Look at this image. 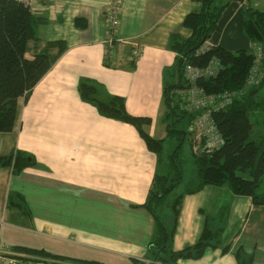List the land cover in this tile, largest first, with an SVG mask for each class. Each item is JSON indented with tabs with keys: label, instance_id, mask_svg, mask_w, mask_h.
I'll return each mask as SVG.
<instances>
[{
	"label": "crops",
	"instance_id": "obj_1",
	"mask_svg": "<svg viewBox=\"0 0 264 264\" xmlns=\"http://www.w3.org/2000/svg\"><path fill=\"white\" fill-rule=\"evenodd\" d=\"M116 2L120 21L107 59L109 24L104 14ZM33 4L32 14L45 19L36 30L38 50L57 40L66 47L27 99L18 98L12 130L0 132V158L17 151L34 158L17 174L12 166L0 165L1 228L15 227L7 222L20 219L32 228L26 230L46 238L41 247L12 246L104 264H148L156 222L142 204L155 183L158 157L133 125L101 116L82 101L77 86L88 78L100 83L105 93L122 96L130 114L151 119L144 131L165 140L164 74L176 55L170 48L171 35L191 34L182 22L201 4L193 0H33ZM242 4L264 9V0ZM29 48L27 57L35 52L32 42ZM134 49L139 51L135 59ZM11 195L20 196L23 208L8 205ZM220 208L228 209L221 246L178 264H238L234 252L239 247L253 255V264H264V205L233 194L227 185H206L183 197L173 249L193 244L204 216H215ZM163 210L160 220L170 228L172 213L169 207ZM41 259L50 260L33 257Z\"/></svg>",
	"mask_w": 264,
	"mask_h": 264
},
{
	"label": "trees",
	"instance_id": "obj_2",
	"mask_svg": "<svg viewBox=\"0 0 264 264\" xmlns=\"http://www.w3.org/2000/svg\"><path fill=\"white\" fill-rule=\"evenodd\" d=\"M201 4L198 12H190L183 19V26L191 34L183 38L171 35V50L176 53L174 63L177 68V88L187 87L183 80L187 65L205 68L217 61L219 69L215 76L199 78L196 84L207 94L239 91L232 103L225 108L212 111L211 116L223 140L216 149L206 152L198 148L192 150L196 182L175 195L168 204L172 213L171 227H166L155 209L172 193L182 181L179 165H176L175 153L171 162L176 168L172 176H155V183L142 206L147 208L156 222V231L148 245V258L153 264H178L183 259H198L208 249L218 248L228 217V209L220 208L215 216H204L203 227L197 240L180 250H174L172 241L183 197L200 191L206 185H227L235 195L248 196L255 205H264V58L257 66L259 80L246 85L247 77L254 65L253 45L259 44L264 51V9L243 5V0H227L217 5L216 0H193ZM45 22L44 18L32 14L30 8L19 0H0V132L11 131L16 117L17 100L27 99L36 83L47 73L66 44L61 41L48 42L38 50L37 27ZM206 40L210 48L199 52ZM35 52L27 57L29 43ZM57 51L51 53L50 49ZM105 63L107 62L104 60ZM172 87V86H170ZM164 87L166 111L164 115L166 135L178 133L172 129L174 123L168 121L172 115L190 120L195 114L182 109L180 102L170 104L168 89ZM102 85L88 78L79 81L77 89L82 101L91 104L104 117L116 119L133 125L147 148L157 157L162 149L163 139H155L144 131L151 123L147 116H134L125 107L122 96L107 94ZM255 118L260 129L254 135ZM184 134V132H183ZM201 141L198 147H201ZM193 147V143H191ZM159 160V158H158ZM34 163L31 154L17 151L15 154L0 158V165L12 166L17 174ZM9 206L23 208L20 196L9 197ZM14 250L29 255L30 258L44 256L60 264H104L95 260H81L63 255H55L44 249L25 246H13ZM228 246L223 247L226 251ZM234 256L238 264H253V255L237 248ZM38 261V260H36ZM144 264V263H138Z\"/></svg>",
	"mask_w": 264,
	"mask_h": 264
},
{
	"label": "built area",
	"instance_id": "obj_3",
	"mask_svg": "<svg viewBox=\"0 0 264 264\" xmlns=\"http://www.w3.org/2000/svg\"><path fill=\"white\" fill-rule=\"evenodd\" d=\"M28 6L31 12L34 10L33 0H19ZM121 8L118 2L110 5L105 11V18L108 22V29L105 40L106 58L109 59V54L113 51V44L115 39L113 38L116 28L120 21ZM207 45L202 46L199 52L211 47L212 43H206ZM139 54L137 49L132 52L133 59ZM253 54L255 56L254 65L247 77L246 85L251 86L255 84L259 77L257 76V66L259 65L262 58H264V51L259 44L253 45ZM219 69L217 61H212L205 68H195L187 65L184 70L185 81L187 87L179 90V95L182 97L181 107L188 113L195 114L192 122L188 128L189 132L193 134V140L198 143L194 146L196 152L198 148L206 152H210L222 144L223 140L220 133L217 130L216 124L211 116L212 111H218L226 106L230 105L235 97L240 94L239 91L232 92H221L207 94L203 88L196 84L197 79L207 78L215 76ZM203 142L201 147L198 144ZM195 142V141H194ZM2 222H0V229ZM50 260H38L35 261L27 255H22L12 251L9 246L0 245V264H50Z\"/></svg>",
	"mask_w": 264,
	"mask_h": 264
},
{
	"label": "rangeland",
	"instance_id": "obj_4",
	"mask_svg": "<svg viewBox=\"0 0 264 264\" xmlns=\"http://www.w3.org/2000/svg\"><path fill=\"white\" fill-rule=\"evenodd\" d=\"M226 1L227 0H216L215 3L219 5ZM208 42L211 43L210 40H206L202 46L207 45L206 43ZM202 46L201 48H203ZM164 80L166 87L172 86L168 89V98L170 104H176L178 102H180L181 104L182 97L179 95V90L181 91V89H183L184 87L182 88L176 87V84L178 82V74L174 62L171 65V67L167 66V69L164 74ZM183 80H185L184 75H183ZM177 113H178L177 116L174 114L171 117H169L168 121L170 123H174L172 125V129H175L179 132L178 133L174 132L173 134L168 135L163 141L162 149L158 156L159 158L158 174L160 176H167V177L175 174L176 168L173 166L171 162L170 155L173 152H176L174 157L176 159L175 160L176 165L180 166L182 173V181L175 186L172 193L164 199L162 205L158 208L157 212H159V215L162 218H164L163 209L166 210L168 208L166 204H168L176 194L181 193L185 189V187L190 186L196 182V170H195L194 158L192 154L191 143H193V147H194L195 145H197L198 142L196 140H193V134L188 130L192 122V119L190 120L189 114L185 115L184 117H179L180 113L178 109H177ZM252 121L254 123V135H255L258 129H260V126L257 124L255 118H252ZM7 223L14 225L15 227L6 226L3 227V229L1 228L2 230H0V245L9 246L12 249V251L16 253H18L19 251L14 250L12 246L14 244L39 246L46 241L45 236L36 234L35 230H33V232L26 230L28 229L27 223L20 221V219L17 221L11 219L10 222ZM28 227L30 228V230L32 229L30 226ZM19 237L22 240H19ZM148 264H153V262L149 260Z\"/></svg>",
	"mask_w": 264,
	"mask_h": 264
}]
</instances>
